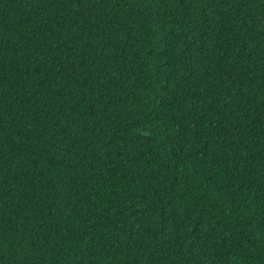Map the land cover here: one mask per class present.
Masks as SVG:
<instances>
[{"label": "trees", "instance_id": "1", "mask_svg": "<svg viewBox=\"0 0 264 264\" xmlns=\"http://www.w3.org/2000/svg\"><path fill=\"white\" fill-rule=\"evenodd\" d=\"M0 264H264V0H0Z\"/></svg>", "mask_w": 264, "mask_h": 264}]
</instances>
